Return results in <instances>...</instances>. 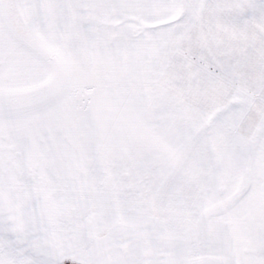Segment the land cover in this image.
<instances>
[{
  "label": "snow or ice",
  "instance_id": "6c2138e0",
  "mask_svg": "<svg viewBox=\"0 0 264 264\" xmlns=\"http://www.w3.org/2000/svg\"><path fill=\"white\" fill-rule=\"evenodd\" d=\"M0 264H264V0H0Z\"/></svg>",
  "mask_w": 264,
  "mask_h": 264
}]
</instances>
